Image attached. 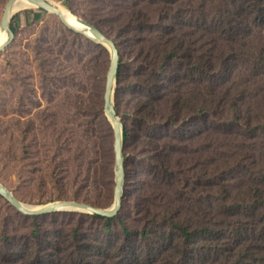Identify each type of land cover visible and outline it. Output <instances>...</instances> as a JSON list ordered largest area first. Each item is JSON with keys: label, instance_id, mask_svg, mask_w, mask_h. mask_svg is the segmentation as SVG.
Here are the masks:
<instances>
[{"label": "trees", "instance_id": "obj_1", "mask_svg": "<svg viewBox=\"0 0 264 264\" xmlns=\"http://www.w3.org/2000/svg\"><path fill=\"white\" fill-rule=\"evenodd\" d=\"M101 1L105 18L93 22L120 29L141 70L137 108L149 132L126 151L135 198L128 187L115 217L81 213L105 219L94 234L36 221L21 246L5 236L0 264H264V95L251 98L264 82V45L249 40L264 25V0H144L149 10Z\"/></svg>", "mask_w": 264, "mask_h": 264}, {"label": "rangeland", "instance_id": "obj_2", "mask_svg": "<svg viewBox=\"0 0 264 264\" xmlns=\"http://www.w3.org/2000/svg\"><path fill=\"white\" fill-rule=\"evenodd\" d=\"M7 1L0 0V22ZM55 1L91 22L104 17L98 5L101 0ZM127 2L134 5L138 1ZM146 3L141 0L137 4L149 10ZM120 7L126 8L122 4ZM161 14L156 11L153 15L160 20ZM12 25L16 27V37L0 53V181L29 204L76 199L111 207L115 201L116 154L114 128L105 110L109 49L71 30L56 14L38 7L17 11ZM102 29L115 38L121 50L125 87L119 115L133 132L126 151L135 152L139 136L145 137L149 132L137 108V97L141 95L137 84L139 62L120 29ZM249 40L253 45H264V25L255 28ZM213 48L216 50V45ZM260 74L264 80V68ZM255 90L258 92L251 98L261 99L264 82ZM261 138L260 153L264 159V133ZM138 149L140 152L144 148ZM140 157L132 164L139 172L144 167ZM128 173L132 181L129 192L135 198L138 174ZM132 203L136 210L137 201ZM81 213L85 212L59 211L34 219L0 195V254L7 250L5 236L16 246L33 240L36 221L45 230L68 235L78 226L94 234L105 223V219ZM138 224L143 226L144 221Z\"/></svg>", "mask_w": 264, "mask_h": 264}, {"label": "water", "instance_id": "obj_3", "mask_svg": "<svg viewBox=\"0 0 264 264\" xmlns=\"http://www.w3.org/2000/svg\"><path fill=\"white\" fill-rule=\"evenodd\" d=\"M36 7L56 14L62 22L71 30L86 36L96 43L105 45L111 53V64L107 77L105 92V110L113 124L115 133V154H116V189L115 201L111 207H102L86 201L76 199H63L49 202L45 205H33L24 202L10 188L0 181V195L5 197L19 211L26 215L39 216L59 211H81L104 217L118 216L124 208L125 198L128 192V159H126L125 132L126 125L119 115L116 104V91L121 68L122 55L120 47L114 37L109 35L95 23L75 14L78 26L72 24L66 18L64 12L50 0H30ZM16 0H8L0 22V28L8 33V38L0 44V53L13 42L16 32L12 28V19Z\"/></svg>", "mask_w": 264, "mask_h": 264}, {"label": "bare ground", "instance_id": "obj_4", "mask_svg": "<svg viewBox=\"0 0 264 264\" xmlns=\"http://www.w3.org/2000/svg\"><path fill=\"white\" fill-rule=\"evenodd\" d=\"M52 3L56 4L58 7H60V9L64 12L66 18L68 19V21H70L72 24L78 26L76 20H75V14L74 12H72L69 8H67L66 6L62 5L61 3H58L55 0H50ZM31 9V8H36L35 4L32 3L30 0H16L15 6H14V11H20L23 9ZM8 38V33L3 31L0 28V44H2L3 42H5ZM35 205V204H33ZM39 206V205H36Z\"/></svg>", "mask_w": 264, "mask_h": 264}]
</instances>
